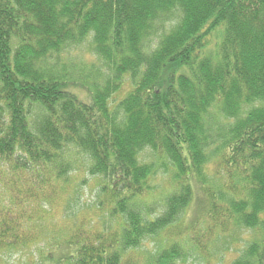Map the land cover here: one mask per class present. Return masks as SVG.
<instances>
[{"label": "trees", "instance_id": "1", "mask_svg": "<svg viewBox=\"0 0 264 264\" xmlns=\"http://www.w3.org/2000/svg\"><path fill=\"white\" fill-rule=\"evenodd\" d=\"M204 214L264 264V0H0V253L47 232L50 264H180Z\"/></svg>", "mask_w": 264, "mask_h": 264}, {"label": "rangeland", "instance_id": "2", "mask_svg": "<svg viewBox=\"0 0 264 264\" xmlns=\"http://www.w3.org/2000/svg\"><path fill=\"white\" fill-rule=\"evenodd\" d=\"M89 40L90 39L85 40L81 45L70 49L67 52V56L70 57L72 62H80L85 67L87 64L96 60V57L88 51L90 43ZM71 90L79 98H87V93L84 91V89L74 87L71 88ZM93 182L94 179L89 178L87 181L88 184L84 187H81V204L84 206V208H88L87 205L93 204L96 199L97 193L93 188ZM154 182L156 185H159V188L156 189V195H161L164 191L163 187H167V179L165 176H162L161 178H156ZM87 208H85V210ZM91 210L94 211L93 208ZM186 213L187 211L183 213L182 221L187 220L189 214ZM59 219L60 216L58 215L56 217V221H53L52 223L61 222L62 219ZM88 219L92 224L97 219V217L90 214ZM104 219H106V216H104ZM204 219H207L205 214L199 219L204 223H201L198 236H195L194 239H190V242L193 244L197 243V246L191 250L190 256L186 259V261L180 264H229L235 258V252L242 250L247 242L251 240L252 232L242 228L235 229L234 227L230 226L226 233L216 231L209 235L207 231L208 220ZM104 224L108 226V222H105ZM84 226L86 227L87 224ZM168 233L169 231L167 230L166 232H163L159 238L157 237L156 239L150 238L145 240L143 244L138 249H136L135 255L140 256L141 253H147L154 246V244L159 242V240L161 241L162 239H165V236ZM47 235L48 233L46 232L42 239L35 242L34 245H26V247L23 249H14L9 251V253H0V264H50L48 262L51 261V259L49 260V257L51 255L55 256L57 253H59V247L55 246L54 241L50 239V236L48 237ZM46 238L47 240L45 241L44 239Z\"/></svg>", "mask_w": 264, "mask_h": 264}]
</instances>
